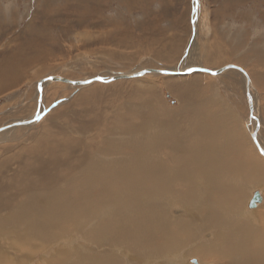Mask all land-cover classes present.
I'll return each instance as SVG.
<instances>
[{"label":"bare ground","instance_id":"1","mask_svg":"<svg viewBox=\"0 0 264 264\" xmlns=\"http://www.w3.org/2000/svg\"><path fill=\"white\" fill-rule=\"evenodd\" d=\"M83 36L86 38V34ZM30 38L35 42L34 36ZM34 44L38 45V41ZM21 49L0 64V92L17 86L25 76V67L42 58L39 54L20 62ZM181 53H176L179 58ZM239 67L247 76L234 69L218 76L233 73L243 78L245 101L253 107L252 116L248 112L243 121L228 122L224 115L219 118L211 113L202 114L203 110H199L198 118V111L193 113L189 107L190 92L182 91L178 86L181 82L173 80L167 86L182 91L185 106L181 113L152 106L151 100L139 104L142 111H136L132 105L124 107V115L118 111L105 119V129L98 128L96 135L80 139L90 141L85 152L93 153L92 159L86 155L75 158V150L83 149H77L80 140L60 130L54 133L52 128L43 129L35 143L25 150L19 170L5 173L2 170H7L8 164H0V252H20L43 243L50 246L48 252H58L55 264L130 263L125 257L132 260L131 264H178L184 261L176 255L179 250L197 241L191 253L203 261L212 252L221 254L226 264L261 262L264 228L258 227V219L264 226V204L261 210L250 211L246 210V203L252 191L264 185V157L260 155V148L264 152V123L255 94L254 81L259 80ZM190 68H174L166 70L172 75H162L185 76L182 73ZM147 69L110 71L108 76L83 80L56 75L53 77L69 82L44 81L41 87L39 83L49 77L39 80L34 114L0 127L4 128L0 136H13L19 127L31 128L40 122L47 111L45 90L49 85H63L80 92L99 83L110 85L118 82H109L112 78ZM196 73L202 72L188 75ZM149 74L139 79L161 75ZM259 75L264 82V72ZM96 78L102 81H90ZM143 92L137 89L140 97ZM76 96V103L82 104L91 98V92L82 91ZM85 111L92 116V112ZM61 114L58 111L59 117ZM27 121L28 125L20 124ZM254 132L259 147L252 138ZM248 135L251 146L245 141ZM103 136L107 139L102 141ZM175 210L180 215H174ZM80 233H84L82 239ZM117 255L122 257L118 260ZM0 264H6L2 253Z\"/></svg>","mask_w":264,"mask_h":264},{"label":"rangeland","instance_id":"2","mask_svg":"<svg viewBox=\"0 0 264 264\" xmlns=\"http://www.w3.org/2000/svg\"><path fill=\"white\" fill-rule=\"evenodd\" d=\"M32 36L38 45L31 41ZM20 48L23 52L20 62L39 54L42 58L25 67V76L17 86L0 92V127L29 119L34 114L36 83L46 77L58 75L83 80L108 76L110 71L127 73L141 68L171 70L185 66L218 70L231 64L243 67L259 80L254 81L255 94L264 123V82L258 78L264 72L261 65L264 64V0H0V64ZM178 51L183 52L181 58L176 54ZM170 57L173 59L168 61ZM226 74L219 78L207 73L174 77L161 74L117 80L110 85L99 83L80 92L63 85H49L45 90L47 111L40 122L31 128L19 127L13 136H0V164H8V169L2 172L20 169L25 150L45 128H52L54 133L60 130L77 140L87 139L96 135L98 128L105 129V119L113 117L115 112L123 114L124 107L130 105L142 111L138 106L146 100L160 109L168 107L171 112L181 113L185 106L180 96L183 90L190 92L189 107L193 113L198 111L195 112L198 118L200 112H206L219 118L224 115L228 122L243 121L248 112L252 116L250 103L247 106L244 97L243 78ZM173 80L181 82L180 93L167 86ZM137 89L145 90L144 95L140 97ZM82 91H90L91 98L85 103H76V95ZM85 110L92 112V116ZM58 111L62 113L60 117ZM104 139L107 138L103 136ZM247 139V145L251 146L249 135ZM89 143L77 142V149H83L75 150L76 159L83 155L88 159L95 156L85 152ZM257 192L263 197L262 204L250 208ZM263 202L264 185L252 191L246 210H261ZM173 212L180 215L177 210ZM261 224L258 219V227L263 229ZM83 234L80 233V239ZM197 243H188L179 250L176 255L184 261L178 264L227 263L221 254L211 252L204 261L196 253L192 254ZM49 247L35 243L28 250L6 249L7 252L0 254H4L6 264H55L59 254L48 252ZM120 256L117 255L118 260ZM125 260L130 263L123 264H131L129 257ZM256 264H264V259Z\"/></svg>","mask_w":264,"mask_h":264},{"label":"water","instance_id":"3","mask_svg":"<svg viewBox=\"0 0 264 264\" xmlns=\"http://www.w3.org/2000/svg\"><path fill=\"white\" fill-rule=\"evenodd\" d=\"M230 69H234V70H237V71H240V72H242L243 74H245V76H247L246 75V73H245V71L242 69V68H240L239 66H236V65H233V64H231V65H227V66H225V67H223V68H221V69H218V70H214V71H209V70H207L206 68H200V67H192V68H190V69H188L187 71H185L184 73H182V74H186V75H188V74H191V73H194V72H202V73H210L211 75H213V76H218V75H221L223 72H225V71H227V70H230ZM149 73H160V74H168V75H172V72L171 71H166V70H163V71H155V70H150V69H147V70H143L142 72H140V73H138V74H133V75H120V76H118V77H115V78H112V79H110V81L109 82H111V81H113V80H129V79H135V78H139V77H141V76H144V75H146V74H149ZM247 78V80H248V77H246ZM44 81H49V82H55V81H59V82H69V81H67L66 79H64V78H61V77H53V76H50L49 78H47V79H45V80H43V81H41L40 83H39V86L41 87V84L44 82ZM91 82L92 81H102V80H100V79H93V80H90ZM90 81H85L84 83H89ZM83 82H77L76 84H79V85H82V84H84ZM250 107H251V112H253V107H252V105H250ZM20 124H22V125H28L29 123H28V121L27 122H21ZM4 128H0V132L3 130ZM256 135H257V133L256 132H254L253 134H252V138H253V140H254V142L257 144V146L259 147V145H258V142H257V137H256ZM260 151H261V153L264 155V152L262 151V149L260 148ZM262 202V197H261V195H260V193L259 192H257V193H255L254 194V197H253V199L251 200V202H250V208H256L257 207V205H258V203H261ZM194 264H198L196 261H194Z\"/></svg>","mask_w":264,"mask_h":264}]
</instances>
